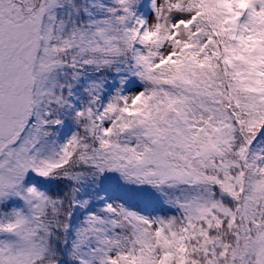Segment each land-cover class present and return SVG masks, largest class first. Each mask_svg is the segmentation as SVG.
<instances>
[{
	"label": "snow or ice",
	"instance_id": "1",
	"mask_svg": "<svg viewBox=\"0 0 264 264\" xmlns=\"http://www.w3.org/2000/svg\"><path fill=\"white\" fill-rule=\"evenodd\" d=\"M0 264H264V0H0Z\"/></svg>",
	"mask_w": 264,
	"mask_h": 264
}]
</instances>
